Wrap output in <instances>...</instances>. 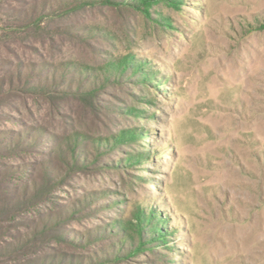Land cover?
<instances>
[{"label":"rangeland","instance_id":"rangeland-1","mask_svg":"<svg viewBox=\"0 0 264 264\" xmlns=\"http://www.w3.org/2000/svg\"><path fill=\"white\" fill-rule=\"evenodd\" d=\"M25 1L31 0H0V54L13 49L21 58L40 53L91 66L127 54L138 70L122 83H106L102 109L76 99L57 105L28 99L21 106L28 125H42L54 146L75 132L109 140L123 130L136 136L105 144L95 163L56 188L55 202L40 212L92 194L62 225L84 235L115 219L137 222L138 210H153L169 232L168 247L104 264H264V0L161 1L146 13L86 5L65 23L94 29L89 45L51 32L49 41L36 32L26 39L5 21ZM0 128L21 127L7 120ZM132 156L133 166L116 162ZM94 239L60 249L85 257L108 243Z\"/></svg>","mask_w":264,"mask_h":264},{"label":"trees","instance_id":"trees-1","mask_svg":"<svg viewBox=\"0 0 264 264\" xmlns=\"http://www.w3.org/2000/svg\"><path fill=\"white\" fill-rule=\"evenodd\" d=\"M161 1L174 0H31L17 9L9 7L12 12L5 21L20 27L26 39L36 32L49 41L51 32L53 36L78 38L89 45L91 38L97 36L94 29L81 30L65 23L75 9L98 4L146 13ZM261 28L264 29V19ZM99 34L109 38L107 32ZM31 41L23 43L24 47L28 48ZM33 49L38 51L35 46ZM10 51L12 55L0 54V123L10 120L21 128H0V264H104L119 262L144 249L168 247L169 232L158 223L153 210L147 213L138 210L137 222L124 223L115 219L104 226L88 229L84 235H71L63 229L62 225L67 223L64 221L75 217L82 202L87 203L92 194L68 205L58 204L54 213L43 214L38 208L46 202L54 203L51 193L65 184L73 173L89 169V165L104 153L105 144L134 141L136 136L134 131L123 130L119 135L111 134L109 140L84 138L83 134L75 132L54 146L53 137L45 136L47 131L42 125H28L21 106H25L28 99L41 98L52 105H57L59 100L76 99L85 102L88 108L102 109L104 104L99 103V95L106 83H122L138 71L132 66L131 55H119L91 66L76 60L50 61L40 53L36 59L21 58L18 51ZM125 111L136 112L132 108ZM79 143L83 145L78 146ZM119 160L117 164L135 165L133 156ZM31 213L35 214L32 219L27 217ZM95 231L97 234L93 236ZM97 236L108 243L97 250L88 249L91 255L82 257L60 249L61 245L86 246L96 241L94 237Z\"/></svg>","mask_w":264,"mask_h":264}]
</instances>
